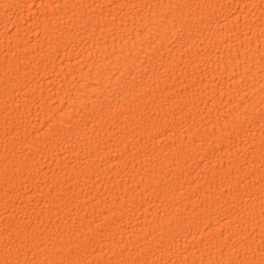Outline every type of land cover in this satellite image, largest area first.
Segmentation results:
<instances>
[{"label": "bare ground", "instance_id": "6f19581e", "mask_svg": "<svg viewBox=\"0 0 264 264\" xmlns=\"http://www.w3.org/2000/svg\"><path fill=\"white\" fill-rule=\"evenodd\" d=\"M262 5L0 0V264L259 249Z\"/></svg>", "mask_w": 264, "mask_h": 264}, {"label": "snow or ice", "instance_id": "6c2138e0", "mask_svg": "<svg viewBox=\"0 0 264 264\" xmlns=\"http://www.w3.org/2000/svg\"><path fill=\"white\" fill-rule=\"evenodd\" d=\"M264 6V5H262ZM135 7V5H133ZM185 17L183 14H181L180 20L181 22L185 21ZM259 76H260V91L264 93V56L261 57V68L259 70ZM261 120V127L264 128V113L260 116ZM262 148H264V142H262ZM253 197L249 196L247 201L245 202L248 207L251 206L249 202L253 201ZM258 199L262 206H264V186H262L261 191L259 193ZM244 212H241V215H243ZM262 215H264V212H262ZM221 258L216 261H210L209 264H264V232H262L261 240H260V247L259 249L255 250L253 252L252 246L250 244L245 246V250L243 254L236 253L235 258H232V253H229V256L227 259L224 258V248H221ZM249 252H252L251 258H249ZM258 253L259 259H256V254ZM5 264H10V262L5 261ZM19 264V262H17ZM47 264V262H46ZM58 264H81L79 260L73 259L70 256L64 258L63 260L59 261Z\"/></svg>", "mask_w": 264, "mask_h": 264}]
</instances>
